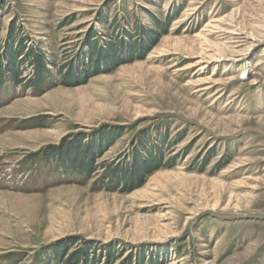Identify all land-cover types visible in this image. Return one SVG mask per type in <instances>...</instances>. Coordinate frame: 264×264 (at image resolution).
<instances>
[{
  "label": "rangeland",
  "instance_id": "374dc122",
  "mask_svg": "<svg viewBox=\"0 0 264 264\" xmlns=\"http://www.w3.org/2000/svg\"><path fill=\"white\" fill-rule=\"evenodd\" d=\"M0 70V264H264V0H0Z\"/></svg>",
  "mask_w": 264,
  "mask_h": 264
},
{
  "label": "trees",
  "instance_id": "16d2710c",
  "mask_svg": "<svg viewBox=\"0 0 264 264\" xmlns=\"http://www.w3.org/2000/svg\"><path fill=\"white\" fill-rule=\"evenodd\" d=\"M156 25H157L158 29H160L161 31L163 30V27L166 26L165 23H160L159 21H157ZM144 34H145V32H143V35ZM146 35H147V37H146L145 43L143 45H141V47L139 49V52L142 53V55H145L149 51V49L157 43V41L159 39L158 33H153V32H149L148 31V33ZM144 38H145V36H144ZM109 48H110L109 52L111 53V56H113V50L114 49H113L112 45H109ZM20 49H19L18 54L16 55L17 57L20 56V53H22V51L24 50L23 48H20ZM16 56L13 55V54L10 56L9 69L11 70L10 72L13 73V80L15 82H19L18 81L19 79H18L17 71H15V69L17 68V66H16V58L17 57ZM28 56L32 60L33 65L36 66V70L38 72V75H37L38 81L35 83V85H39L40 83L42 84V81H43L42 80L43 79L42 75H43V70L46 68V62H45L43 56L35 54L32 51L30 52V54H28ZM95 67H96L95 70H97L98 69L97 65ZM73 73H74L73 69L70 70L69 74L67 75L66 78L70 79L72 77ZM0 76L2 77V73L1 72H0ZM1 79L2 78H0V81L2 82ZM80 143H81V141L78 142L77 145H80ZM77 145L75 146V148L78 147ZM85 148L89 150L88 155L90 157V160H89L90 167H89L88 170H90L92 168L93 164H94L95 156L97 157V156L101 155L102 151L99 152L98 151L99 149L98 150L96 149V145L95 144L92 145L91 148H90V146H86ZM95 149H96V151L99 152L97 155L94 154V152H96V151H94ZM68 157L69 156H67V159H68ZM68 160H69V162H71V161L74 162V160L76 161V158L74 156V157H72V158H70ZM136 163H137V165H136L137 171L134 174L130 175V176H126L124 178V180H123V182H124L123 191H125V192L133 191L136 188L141 187L144 184L147 176H149L153 172H155V171L161 169L163 166H165V165L162 164L161 157H159V156L158 157H156V156L152 157L151 156V158L148 161H144V162L137 161V158H136ZM77 255L78 254L72 256V260H74ZM115 259H116V257L113 254L108 252V255L106 257V262L107 263H111ZM72 260H69V261H72ZM69 261L65 262V264H68Z\"/></svg>",
  "mask_w": 264,
  "mask_h": 264
}]
</instances>
